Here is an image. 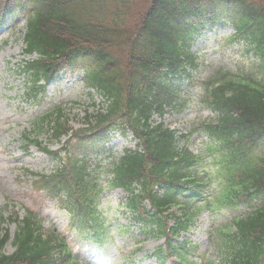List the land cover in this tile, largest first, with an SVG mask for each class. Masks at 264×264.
<instances>
[{
	"label": "trees",
	"instance_id": "obj_1",
	"mask_svg": "<svg viewBox=\"0 0 264 264\" xmlns=\"http://www.w3.org/2000/svg\"><path fill=\"white\" fill-rule=\"evenodd\" d=\"M10 11L29 14L26 52L38 53L27 62L31 97L45 91L41 79L69 67L85 69L89 85L108 99L104 110L86 114L78 128L61 109L35 121L34 133L47 127L53 141L68 135L63 149L72 144L83 153L62 156L33 139L58 157L53 173L34 174L33 187L56 199L66 208L70 227L94 241L104 231L99 204L106 186L99 175H107V186L127 191L125 205L144 231L165 237L156 253L162 260L175 256L173 264H194L177 237L208 209L209 198L202 196L208 175L201 148L198 153L180 148L174 131L150 120L183 108L175 80L197 66L189 49L195 36L206 25L230 22L235 33L228 43L243 44L254 63L242 73L216 71L204 80L202 100L217 116L201 127L209 135L204 146L218 150L219 207L247 202L251 208L219 229L217 245L220 264H264V0H0V17ZM116 129H130L140 147L99 169L90 155L101 153ZM254 199L260 200L256 206ZM9 219L16 222L12 253L4 250L10 235L0 211V264H78L67 238L46 229L33 211Z\"/></svg>",
	"mask_w": 264,
	"mask_h": 264
},
{
	"label": "rangeland",
	"instance_id": "obj_2",
	"mask_svg": "<svg viewBox=\"0 0 264 264\" xmlns=\"http://www.w3.org/2000/svg\"><path fill=\"white\" fill-rule=\"evenodd\" d=\"M24 25V16H20L13 23L0 25V209L8 217L13 209L11 206L7 207L10 203L16 204L15 209L22 216L26 208H31L38 213L47 227L65 230L81 258V264H165L153 254L163 240L155 235L144 234L139 225L127 218L122 207V191L112 190L105 193L102 206L110 221L112 235L104 248L93 250L91 244H81L73 234L66 231L68 221L65 213L56 208L54 202L45 200V196H39L23 174L24 168L49 173L56 165L53 158L37 146L31 145L25 138L26 131L32 129L31 124L38 116L61 107L70 123L77 127L86 112L103 106L100 96L89 94V89L79 73L62 74L52 80L41 103H30L26 100L28 77L20 70L24 58ZM232 31L230 25H217L197 37L191 50L197 56L198 67L190 72L191 77L184 74L180 82L185 96L189 99V105L182 112L168 113L164 117L165 123L180 132H188L200 120L213 118L215 115L202 107L201 79L205 80L219 68L237 73L247 71L253 65L254 57L241 45L226 43L225 37ZM38 139L43 145L49 143L45 132ZM197 140L200 139L197 137ZM134 145L131 134H118L111 144L115 148L114 155L120 154L124 147ZM51 146L54 149L60 147L59 144ZM191 146L194 147V142H191ZM205 150L208 155L203 165L209 170L213 168L214 158L212 151L207 148ZM217 190L218 181L213 179L206 191L214 194ZM241 211L242 209L231 212L214 210L201 216L198 224L187 236L198 245L195 258L200 264L203 257L208 261L221 257L213 240L214 227L230 221L232 213ZM5 226L14 233L13 224L7 222ZM6 250L12 252L14 246L9 243Z\"/></svg>",
	"mask_w": 264,
	"mask_h": 264
}]
</instances>
